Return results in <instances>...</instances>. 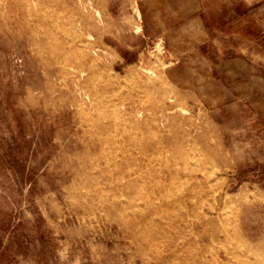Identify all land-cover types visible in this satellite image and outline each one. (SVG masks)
Masks as SVG:
<instances>
[{
  "label": "rangeland",
  "instance_id": "374dc122",
  "mask_svg": "<svg viewBox=\"0 0 264 264\" xmlns=\"http://www.w3.org/2000/svg\"><path fill=\"white\" fill-rule=\"evenodd\" d=\"M0 264H264V0H0Z\"/></svg>",
  "mask_w": 264,
  "mask_h": 264
},
{
  "label": "bare ground",
  "instance_id": "6f19581e",
  "mask_svg": "<svg viewBox=\"0 0 264 264\" xmlns=\"http://www.w3.org/2000/svg\"><path fill=\"white\" fill-rule=\"evenodd\" d=\"M49 4V3H48ZM41 14V13H40ZM80 36V35H79ZM85 45V44H84ZM83 45V46H84ZM86 48V47H85ZM80 49H82V48H80ZM82 61V60H81ZM82 63V62H81ZM84 72V70L82 69V73ZM75 75V74H74ZM138 93V92H137ZM117 94V93H116ZM139 94V93H138ZM105 103V102H104ZM112 104V103H111ZM111 106V105H110ZM97 107V106H96ZM85 112V111H84ZM129 120V119H128ZM116 126V125H115ZM112 131V130H111ZM124 137V136H123ZM117 139V138H116ZM124 143V142H123ZM119 158V157H118ZM177 167V166H176ZM176 169H178V168H176ZM149 170V169H148ZM179 170V169H178ZM177 170V171H178ZM151 173V172H150ZM149 173V174H150ZM100 174V173H99ZM101 175V174H100ZM103 180V179H102ZM129 180V179H128ZM152 180V179H151ZM107 181V180H106ZM132 183V182H131ZM108 184V183H107ZM95 187V186H94ZM100 188V187H99ZM74 190V189H73ZM102 190H103V188H102ZM175 190V189H174ZM179 191V190H178ZM174 192V191H173ZM214 193V192H213ZM86 194V193H85ZM177 194V193H176ZM199 197V196H198ZM137 199V198H136ZM79 200V199H78ZM151 202V201H150ZM114 207V206H113ZM150 214V213H149ZM202 217H204V218H207V216H203L202 215ZM152 219H154V218H152ZM171 232V231H170ZM161 236V235H160ZM155 237V236H154ZM158 238V237H157ZM164 240V239H163Z\"/></svg>",
  "mask_w": 264,
  "mask_h": 264
}]
</instances>
